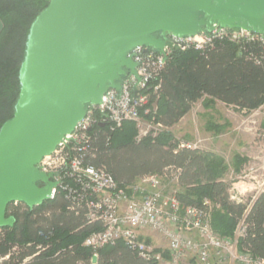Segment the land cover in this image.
<instances>
[{
    "label": "trees",
    "instance_id": "16d2710c",
    "mask_svg": "<svg viewBox=\"0 0 264 264\" xmlns=\"http://www.w3.org/2000/svg\"><path fill=\"white\" fill-rule=\"evenodd\" d=\"M48 2L0 0V126L12 116L19 94L18 72L29 27ZM200 99L220 101L245 112L263 105L262 48L255 43L222 41L202 52H173L161 71L155 114V122L164 129L156 136L138 138L133 121H124L114 130L97 125L85 161L104 168L123 186L145 174L167 175L174 171L173 176L182 187L175 194L183 205L209 212L211 227L220 236H233L242 222L244 231L238 248L264 258V187L248 199H233L223 158L209 150L181 147L168 130ZM243 161L236 154L235 168ZM70 206L61 192L32 208L22 202H10L6 216H12L14 222L0 228V264H91L93 251L82 242L100 224L86 219L84 206ZM162 256L170 260L168 252ZM95 264L159 263L141 257L128 244L117 240L98 249Z\"/></svg>",
    "mask_w": 264,
    "mask_h": 264
},
{
    "label": "water",
    "instance_id": "95a60500",
    "mask_svg": "<svg viewBox=\"0 0 264 264\" xmlns=\"http://www.w3.org/2000/svg\"><path fill=\"white\" fill-rule=\"evenodd\" d=\"M213 23L264 33V0H49L29 27L19 94L0 126V228L14 222L10 202L32 208L49 199L54 183L36 164L88 104L134 72L131 48L161 49L167 34L194 35Z\"/></svg>",
    "mask_w": 264,
    "mask_h": 264
},
{
    "label": "built area",
    "instance_id": "2783aa9c",
    "mask_svg": "<svg viewBox=\"0 0 264 264\" xmlns=\"http://www.w3.org/2000/svg\"><path fill=\"white\" fill-rule=\"evenodd\" d=\"M163 40L161 49L145 45L131 48L126 57L135 63L134 72L128 71L122 77L119 90L109 88L100 103L88 104L84 117L72 132L65 134L53 151L36 164L54 183L49 199L61 192L71 203V209L74 205L84 206L86 219L100 224L82 242L92 249L93 257H97L101 247L121 240L141 257L154 259L159 264H180L189 256L197 264H210L212 257L238 264H264V258L238 248V239L244 231L242 222L233 236H220L211 227L209 212L194 205H183L175 192L164 190L160 179L165 175L145 174L123 186L104 168L85 161L97 125L114 130L124 121H133L136 126L148 117L155 121L161 71L173 52L189 49L202 52L216 42L229 41L255 43L262 48L264 57V33L218 23H213L210 31L189 36L167 34ZM180 146L191 147L184 143ZM263 187L264 183L257 192ZM146 234H158L166 241L169 261L154 252Z\"/></svg>",
    "mask_w": 264,
    "mask_h": 264
},
{
    "label": "rangeland",
    "instance_id": "374dc122",
    "mask_svg": "<svg viewBox=\"0 0 264 264\" xmlns=\"http://www.w3.org/2000/svg\"><path fill=\"white\" fill-rule=\"evenodd\" d=\"M139 136H156L163 130L150 117L136 126ZM180 143L202 150H209L223 158L231 181L229 194L233 199H248L261 189L264 183V104L250 112L220 101L200 99L176 124L168 128ZM245 159L235 168L234 156ZM174 171L161 177V185L167 192L181 191L173 176ZM147 241L161 255L167 251L166 241L158 234H146ZM180 264H197L187 257ZM210 264H238L230 260H212Z\"/></svg>",
    "mask_w": 264,
    "mask_h": 264
},
{
    "label": "crops",
    "instance_id": "0c3cea01",
    "mask_svg": "<svg viewBox=\"0 0 264 264\" xmlns=\"http://www.w3.org/2000/svg\"><path fill=\"white\" fill-rule=\"evenodd\" d=\"M1 27H2V23H1V21H0V30H1ZM259 192H255V194H258ZM212 260H217L215 257H212L211 259H210V261H212Z\"/></svg>",
    "mask_w": 264,
    "mask_h": 264
}]
</instances>
